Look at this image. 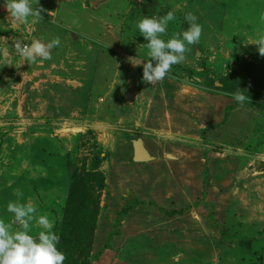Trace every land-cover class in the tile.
<instances>
[{"label":"rangeland","instance_id":"rangeland-1","mask_svg":"<svg viewBox=\"0 0 264 264\" xmlns=\"http://www.w3.org/2000/svg\"><path fill=\"white\" fill-rule=\"evenodd\" d=\"M39 7L42 19L19 22L0 0V220L19 229L6 205L21 192V203L54 223L59 241L64 232L63 264H264V100L249 96L240 106L230 95L242 89L245 65L253 76L264 66L252 45L264 34V0ZM169 11L176 20L164 39L188 28L189 12L202 35L163 81L147 85L146 41L135 23ZM55 37L61 44L50 60L28 65L17 52ZM125 92L137 98L129 108L145 100L143 120L107 104ZM133 124L150 126L137 138L167 160L157 168L167 173L149 184L127 157L122 130L133 137ZM161 130L170 145L156 144ZM30 227L31 235L42 230L35 221Z\"/></svg>","mask_w":264,"mask_h":264},{"label":"clouds","instance_id":"clouds-1","mask_svg":"<svg viewBox=\"0 0 264 264\" xmlns=\"http://www.w3.org/2000/svg\"><path fill=\"white\" fill-rule=\"evenodd\" d=\"M9 16L19 22H25L29 17L42 19L39 0H3ZM53 11L48 13L52 15ZM176 16L169 11L162 17L143 15L135 23L139 36L146 41L147 60L142 64V81L147 85L163 81L171 72L172 66L184 61L187 46L195 45L202 35V25L192 13L184 16L188 28L174 33L167 40L168 25L175 21ZM61 40L55 37L48 42L34 39L30 44L20 47L17 52L28 65L37 61L51 59L52 50L59 47ZM256 51L264 57V34L258 35L254 43ZM23 63V64H25ZM141 61L136 64L140 65ZM235 103L243 106L248 103V96L237 88L230 93ZM18 199L6 205L7 212L12 214V223L19 225L18 230H12L11 225L0 220V264H63L65 255L57 247L59 236L54 231V223L45 215H37V208L31 203H21L23 195L16 193ZM35 221L41 226L40 231L31 235V224Z\"/></svg>","mask_w":264,"mask_h":264},{"label":"crops","instance_id":"crops-1","mask_svg":"<svg viewBox=\"0 0 264 264\" xmlns=\"http://www.w3.org/2000/svg\"><path fill=\"white\" fill-rule=\"evenodd\" d=\"M94 6H97V5H94ZM101 35H103V33ZM149 94L150 95H147V100L152 102L151 99H152L153 91L151 90ZM127 95L131 96V98L128 99V100L126 99ZM108 98H109L110 101H108L107 104H111V105L116 104V105L121 107V109L119 107L115 108V109L118 110V112L119 111L120 112L123 111V113H124L125 108H127V110L131 109L132 110V115L134 116V119L136 118V119L143 120L141 118L142 117L141 113L144 112V109H143V106H145V100L144 99H143V102L141 101L143 103V105L138 103V104L133 105L131 108H129L130 106H128V105H130V104L128 102L131 101V100L134 101L137 98H136V96L134 97V95L129 94L128 92H125V94L122 95V96H119L118 94H115V95L109 96ZM147 104H148V102H147ZM154 111H155V108L152 105L151 108L148 111L149 115H153ZM126 114H128V111H126ZM111 115L112 114H110L109 116H111ZM122 116H124V115H122ZM122 116H121V118H122ZM123 118L125 120H127L126 117H123ZM123 123H125V122H123ZM134 123H136V122H134ZM123 126L124 127L129 126L128 122H126V124H123ZM137 128L138 127L133 124V131L135 130V133H134L133 137L130 134H128L129 133V128L123 129L122 130L124 132L122 134L123 135V141L125 142V145H126L125 148H127V151H128V156L127 157H129V161H131V165H135V169L140 173V176L143 179L145 178L144 180L147 181L148 184H149V183H151L150 180L153 179L151 177H153V176L154 177L155 176L158 177L160 175H164L165 173H167V170H164L163 168L157 170L158 167L162 166V164H160V161L163 160L162 162L166 163L167 160L165 159V157L162 154L161 155L159 154V153L162 152V150H160V152H159L158 150H154L153 148L151 149V147L149 146L151 144H149V142H147V138H144V137L141 136V139L143 141L144 147L148 151V153L153 157V160H151L149 162H144V163H134V162H132V160H131V157H132V154H133L132 141L137 139L138 135H136V134H138V132L141 131V129L143 131H146V132L147 131L151 132V129H149L150 126H148V125H145V126L141 127L140 129H137ZM168 132H169V130L168 131H162V130L161 131H157V132H155V134H156L155 138H156L157 143L154 141L153 138H150L149 141L151 142L153 140L160 147L161 146H165L166 144L170 145L171 142H169L168 139H171V136L169 135ZM145 139H146V141H145ZM152 168H153V171H152ZM154 169L157 170V172ZM178 173H177L178 176L181 177L182 176L180 174L181 172H178Z\"/></svg>","mask_w":264,"mask_h":264},{"label":"trees","instance_id":"trees-1","mask_svg":"<svg viewBox=\"0 0 264 264\" xmlns=\"http://www.w3.org/2000/svg\"><path fill=\"white\" fill-rule=\"evenodd\" d=\"M244 67L246 68V70L244 69L245 76L243 77V80L245 83H243L242 89L240 90H243L246 93L245 95H247L248 97L250 96L251 98L252 97L259 98V99L261 98L260 100H264V96L260 95L262 94V92H264V66H261L260 68L255 69L256 71L255 76H253V74L250 75V73L253 72L252 71L253 70L252 68H254L253 65L249 64V66L245 65ZM235 76L237 77L236 79L238 80L241 79V73L238 75L235 74ZM99 180H100V186H102V183H101L102 178H100ZM71 199H72V196L70 194L69 199L66 202V206L64 207L66 209L65 212H68L69 210ZM65 215H64V218H65ZM64 224L66 226L68 225V223L67 222L65 223V221H64ZM65 225H64V228H65ZM70 230H71L70 232L73 233V229H70ZM63 239H65L64 232L61 233V238L58 244V249H60V245ZM246 243L249 244V242H246Z\"/></svg>","mask_w":264,"mask_h":264},{"label":"water","instance_id":"water-1","mask_svg":"<svg viewBox=\"0 0 264 264\" xmlns=\"http://www.w3.org/2000/svg\"><path fill=\"white\" fill-rule=\"evenodd\" d=\"M131 96L127 95L126 99H130ZM133 154L131 157L132 162L134 163H144L153 160V157L145 149L143 141L141 138H137L132 141Z\"/></svg>","mask_w":264,"mask_h":264},{"label":"built area","instance_id":"built-area-1","mask_svg":"<svg viewBox=\"0 0 264 264\" xmlns=\"http://www.w3.org/2000/svg\"><path fill=\"white\" fill-rule=\"evenodd\" d=\"M23 47V46H22Z\"/></svg>","mask_w":264,"mask_h":264}]
</instances>
